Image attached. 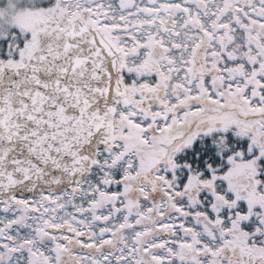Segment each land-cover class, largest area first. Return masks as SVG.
Instances as JSON below:
<instances>
[{
  "label": "snow or ice",
  "instance_id": "obj_1",
  "mask_svg": "<svg viewBox=\"0 0 264 264\" xmlns=\"http://www.w3.org/2000/svg\"><path fill=\"white\" fill-rule=\"evenodd\" d=\"M0 264H264V0H0Z\"/></svg>",
  "mask_w": 264,
  "mask_h": 264
}]
</instances>
